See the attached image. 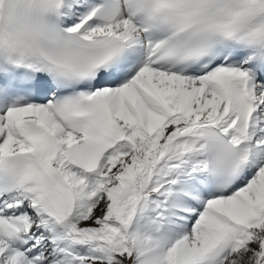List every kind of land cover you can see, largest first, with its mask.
<instances>
[{
	"label": "snow or ice",
	"instance_id": "obj_1",
	"mask_svg": "<svg viewBox=\"0 0 264 264\" xmlns=\"http://www.w3.org/2000/svg\"><path fill=\"white\" fill-rule=\"evenodd\" d=\"M0 264H264V0H0Z\"/></svg>",
	"mask_w": 264,
	"mask_h": 264
}]
</instances>
